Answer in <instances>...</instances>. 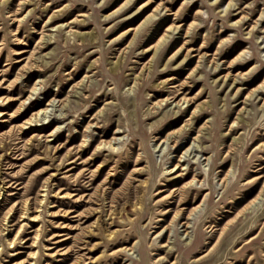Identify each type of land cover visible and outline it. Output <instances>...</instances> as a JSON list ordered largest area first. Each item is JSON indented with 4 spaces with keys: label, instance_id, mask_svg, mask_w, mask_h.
<instances>
[{
    "label": "rangeland",
    "instance_id": "374dc122",
    "mask_svg": "<svg viewBox=\"0 0 264 264\" xmlns=\"http://www.w3.org/2000/svg\"><path fill=\"white\" fill-rule=\"evenodd\" d=\"M0 264H264V0H0Z\"/></svg>",
    "mask_w": 264,
    "mask_h": 264
},
{
    "label": "bare ground",
    "instance_id": "6f19581e",
    "mask_svg": "<svg viewBox=\"0 0 264 264\" xmlns=\"http://www.w3.org/2000/svg\"><path fill=\"white\" fill-rule=\"evenodd\" d=\"M169 37L168 35H164L159 39V42H164L166 40V38ZM159 45L156 46V48L154 49L153 54H155V52L157 51ZM174 87V86H173ZM263 86L261 85L260 88H262ZM47 109L48 108H44V109H40L37 111V113L34 115V117L32 119H30V122H28L29 124H31L32 122H39L40 118L39 115L46 117V113H47ZM43 119V118H42ZM26 123V122H25ZM86 149L81 150V152H85ZM74 160H71L70 163H73ZM73 167H70V169H72ZM173 169V168H172ZM181 176V175H179ZM193 182V181H191ZM26 202V201H25ZM253 205V204H252ZM75 216V215H74ZM188 218V217H187ZM20 229V228H19ZM12 241V240H11ZM10 244V243H9Z\"/></svg>",
    "mask_w": 264,
    "mask_h": 264
}]
</instances>
